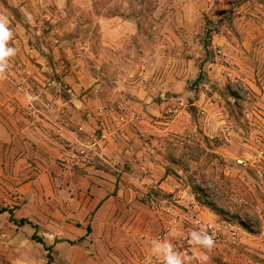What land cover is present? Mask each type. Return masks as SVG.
<instances>
[{
    "label": "rangeland",
    "instance_id": "374dc122",
    "mask_svg": "<svg viewBox=\"0 0 264 264\" xmlns=\"http://www.w3.org/2000/svg\"><path fill=\"white\" fill-rule=\"evenodd\" d=\"M68 3L72 26L57 17L55 23L44 21L49 2L38 9L40 25L35 19L22 22L13 8V19L32 34L57 27L53 45L66 41L70 54L60 50L49 56L56 68L51 83L16 85L19 95L10 97L14 112H0V126L15 131L21 114L30 128L23 139L16 131L8 142L0 135V211L6 210L0 213V264H46L47 251L33 236L51 247V264H130L117 249L120 242L129 244L119 231L123 216L98 215L89 188L82 193V176H130L137 181L131 183L136 201L146 204L163 172L179 191L240 227L250 240L247 248L256 252L247 255L264 264V186L251 170L234 164L246 144L252 150L247 159L264 148V0ZM56 9L53 13L61 15ZM98 17L125 19L132 29L120 40L109 33L102 45ZM29 45L37 47L35 40ZM82 64L86 79L95 80L86 86ZM63 75L70 80L62 81ZM93 94L113 102L101 109L92 131L84 132L76 101ZM46 96L54 97L53 113L39 119L52 125L43 135L54 144L39 150L27 141L37 137L32 127L41 121L27 110L45 108ZM22 97L28 101L24 107ZM62 99L71 100L65 121L57 102ZM106 137L135 152H122L112 163L104 150ZM143 147L148 150L140 153ZM152 160L156 163L149 167ZM38 164H48L46 176H39ZM20 219L30 224L18 225Z\"/></svg>",
    "mask_w": 264,
    "mask_h": 264
},
{
    "label": "crops",
    "instance_id": "0c3cea01",
    "mask_svg": "<svg viewBox=\"0 0 264 264\" xmlns=\"http://www.w3.org/2000/svg\"><path fill=\"white\" fill-rule=\"evenodd\" d=\"M48 2L51 3V10L48 8L44 13V21H49L50 24L55 23L57 21L54 20V17H57V20H65L66 22L68 21V25H73L70 24L72 19L69 16L70 8L68 6L70 4L68 0H0V17L7 18L9 28L12 32V37L8 41V45L16 49L15 55L8 61L7 69L3 73H0V112H14V108L10 104V97L19 95V92L15 89L16 85L23 88L25 85L30 84L39 88L44 86V83L47 85L51 83L56 68L53 67L54 64L48 62L49 56L58 54L60 50L67 55L70 54V47L66 44V41L61 40L60 45H53L55 36L58 39L57 36L59 35V29L57 27L56 30L53 29L46 35H40L39 31L32 34L25 29L22 23L13 19V8H16L17 12L22 15V22L25 23L28 19H35L37 25H40L41 20L38 18V15L42 16L43 13L38 11V9L44 7ZM75 2L77 6L82 7V0H75ZM55 7L57 8L56 12H59L61 15L53 13ZM94 23L98 25L102 33L100 36V39L104 41L102 45H107L105 41L110 40L108 37L109 33H113L117 36V40H120L125 38L129 30L132 29L131 24L127 20L118 17H98ZM33 40L36 41L37 47L29 45L30 41L32 42ZM86 44L83 49H90L91 44ZM13 77L15 82L12 80ZM86 77L85 67L82 64V85L85 86L87 85V81L91 84L93 80L91 77L87 80ZM61 80L68 82L70 77L63 75ZM53 99L54 97L46 96L43 99L48 104L45 108H40V110H27L33 118L41 121L39 125H35L34 121L31 122V124H34L32 128L35 129L34 134L37 137L27 141L33 144L36 143L39 150H51L52 146H49L48 143L54 144L43 135L46 134V129H52V125L39 119V114L44 115L46 119H49V116L52 115L53 106L49 104L53 103ZM19 100L22 107L28 103L24 97L19 98ZM57 102L63 107L62 120L65 121V117L69 119L70 112L68 104L71 100L62 99V101L58 100ZM112 102V97L106 98L105 100L95 94L83 95L82 100L76 101V103L82 106V131H92L93 127L96 126L97 116L101 114V109L107 106L105 104ZM106 108H109V106ZM22 112L25 114L24 109ZM19 117L17 121L20 119L21 125L19 126L15 123L16 132L12 128L6 129L0 126V135L4 136L3 141L8 142L9 136L14 132L18 135L20 132L22 139L28 135L27 130L30 129L28 127L29 121L22 115ZM148 126L151 125L148 124ZM142 129L151 133L148 131V128H143L142 126ZM42 137L45 138L43 139ZM27 142L24 141L23 143L26 144ZM245 146L247 148L250 147L247 144ZM247 148H244L242 150L243 152H241L242 154H237L234 159H247L244 157L245 155H252V153H248L252 150L250 149L251 151H249ZM133 149V147L128 148L126 143L114 142L112 138L106 137L104 150L106 156L109 157L112 163L119 162V157L122 152L126 155L127 153L132 154V152H135ZM146 150L148 148L143 147L141 151H138L144 153ZM153 151L155 152L156 150ZM139 152L137 153L140 154ZM154 159H159L163 163L159 155ZM155 163L152 160L149 167H154ZM143 165L140 162L139 166L143 167ZM38 170L39 176H46V173L49 172V166L48 164H38ZM136 182V180L127 175L100 173L95 176H82V193L84 186L86 191L89 188V192L93 195L91 206L97 208L96 213L98 215L103 216L109 214L111 216H123L124 219L122 221H125V223L119 231L125 232V238L129 244L120 242L117 245V249L119 252L125 253V259L130 264H163V257L155 255L153 252L152 241L156 240L158 235H162V240H167L172 244L181 242L184 236L181 220L189 212H192L191 209H195L197 216L205 222L221 221L214 211L196 203L193 195L186 191H179L171 178L165 175V172H163V180L155 186V189H158L153 195L156 199L155 204L151 202L144 204L136 201L138 193H136L131 185V183ZM88 183H92V185L88 186ZM176 217L178 221L175 220ZM236 227L240 230V233L239 238L233 244L226 238L227 242L219 245L216 249L192 248L190 254L187 255L190 257L187 264H263L261 260H257L256 258L251 259L247 255V251L252 253L256 252H253V249L247 248L246 245L250 243V240L246 238L240 227ZM86 234L87 227L85 228L84 236ZM252 245L254 246L255 244L252 243ZM202 255L207 256L206 261L201 259ZM151 258H155V260L149 263L148 260H151Z\"/></svg>",
    "mask_w": 264,
    "mask_h": 264
},
{
    "label": "built area",
    "instance_id": "2783aa9c",
    "mask_svg": "<svg viewBox=\"0 0 264 264\" xmlns=\"http://www.w3.org/2000/svg\"><path fill=\"white\" fill-rule=\"evenodd\" d=\"M235 166L243 169L251 170L253 174V178L260 184L264 186V148L258 147L253 155V157L249 159L237 158L234 162ZM150 202L152 204L156 203V199L154 196L150 198ZM196 208V207H195ZM192 212H189L185 218L181 220L182 230L184 231V236L181 242L173 243L174 248L177 251H180L185 254H190V250L192 248L201 249L198 245H193L189 242V233L192 230H199L204 228L214 240V246L212 248H218L219 245L227 242V239L233 244L235 240L239 238L240 230L233 225L232 223L221 220L217 222H205L201 220L195 211V209H191ZM176 221L177 217L175 218ZM156 240H162V235H158ZM155 258H151L148 260L149 263L154 262Z\"/></svg>",
    "mask_w": 264,
    "mask_h": 264
},
{
    "label": "clouds",
    "instance_id": "9594fccd",
    "mask_svg": "<svg viewBox=\"0 0 264 264\" xmlns=\"http://www.w3.org/2000/svg\"><path fill=\"white\" fill-rule=\"evenodd\" d=\"M11 37L9 21L5 17H0V73L7 69L9 59L16 53V49L8 45ZM188 235L189 242L193 245L207 250H211L214 246L213 237L204 228L192 230ZM152 244L154 254L163 257V264H187L190 259L187 254L177 251L167 240H154ZM201 259L206 261L207 256L202 255Z\"/></svg>",
    "mask_w": 264,
    "mask_h": 264
},
{
    "label": "trees",
    "instance_id": "16d2710c",
    "mask_svg": "<svg viewBox=\"0 0 264 264\" xmlns=\"http://www.w3.org/2000/svg\"><path fill=\"white\" fill-rule=\"evenodd\" d=\"M4 211H6V210H1L0 213H2ZM8 213H9L10 220L15 222V220H13V218H12L11 211H8ZM17 223H18V225L30 224V222L26 219H20ZM89 231H90V228L87 227V232H89ZM33 239L36 240V242H39L44 247V249L47 251V263L46 264H51V256H50L51 247L46 246L44 244V242L36 236H33Z\"/></svg>",
    "mask_w": 264,
    "mask_h": 264
}]
</instances>
